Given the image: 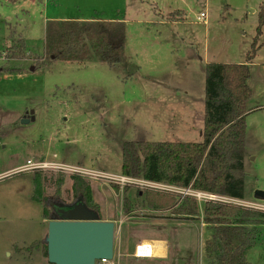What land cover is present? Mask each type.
<instances>
[{"label":"rangeland","instance_id":"rangeland-1","mask_svg":"<svg viewBox=\"0 0 264 264\" xmlns=\"http://www.w3.org/2000/svg\"><path fill=\"white\" fill-rule=\"evenodd\" d=\"M263 4L0 0V264H49L42 251L49 222L42 217L44 205L52 213L53 203L59 213L61 206L75 203L72 174L17 168L32 158L120 175L125 142H200L205 65L245 63ZM201 13L204 22L197 20ZM62 18L123 22L121 63L110 67L45 58L46 22ZM11 32L25 41L22 60L5 59ZM257 41L262 47L249 63L247 108L262 107L246 117L244 200L262 206L264 213V201L255 199L256 192H264V26ZM31 117L34 121L21 123ZM79 177L90 186L101 220L116 222V264H168L135 257L140 237L159 236L168 238L170 256L178 257L174 264H208L204 244L212 228L203 223L204 202L198 203V216L181 218L144 207V193L154 189ZM124 198L131 205L128 213ZM243 223L254 234L248 263L264 264V218ZM34 243L37 247L30 248Z\"/></svg>","mask_w":264,"mask_h":264},{"label":"trees","instance_id":"trees-1","mask_svg":"<svg viewBox=\"0 0 264 264\" xmlns=\"http://www.w3.org/2000/svg\"><path fill=\"white\" fill-rule=\"evenodd\" d=\"M264 26V4L258 12L256 36L244 64L207 63L203 95L201 141L150 142L128 141L122 145L121 175L147 182L162 183L230 199L244 200V157L247 104L252 98L248 85L249 63L262 45L257 46ZM10 33L5 59H24L25 41ZM14 34V35H13ZM18 36L17 38H13ZM125 50V26L121 21L65 20L47 21L44 56L51 60L84 63L97 61L110 67L121 63ZM3 70H0L2 72ZM11 72H14L11 71ZM75 202L101 220L99 207L93 203L91 188L77 175L72 176ZM37 182V180H33ZM118 190L116 189V192ZM144 207L150 211H167L183 218L199 214L195 199L185 197L176 205L173 196L157 192L144 193ZM43 208V219L60 217ZM65 206V205H64ZM123 199V209L130 210ZM56 217H53V216ZM203 223L212 229L204 244L208 264H249L246 255L254 243V234L243 219L264 218V213L232 204L206 201L202 206ZM37 247L33 244L30 248ZM46 255V243L43 242ZM47 256V255H46Z\"/></svg>","mask_w":264,"mask_h":264},{"label":"water","instance_id":"water-1","mask_svg":"<svg viewBox=\"0 0 264 264\" xmlns=\"http://www.w3.org/2000/svg\"><path fill=\"white\" fill-rule=\"evenodd\" d=\"M34 118L22 120L28 124ZM255 199L264 201V192H256ZM60 217L47 224L45 237L49 264H96L110 261L114 256V222L100 221L80 202L61 206Z\"/></svg>","mask_w":264,"mask_h":264},{"label":"built area","instance_id":"built-area-1","mask_svg":"<svg viewBox=\"0 0 264 264\" xmlns=\"http://www.w3.org/2000/svg\"><path fill=\"white\" fill-rule=\"evenodd\" d=\"M206 19V14L201 13L197 20L200 22H204ZM55 158V156H54ZM46 169H51L57 172H65L72 175L77 176H87L90 178H94V180H100V181H106L109 183H112L114 185L125 187V186H140V188H148V189H154L155 192L158 193H165V194H172L178 201H182L185 197H191L195 199L197 203H202L206 201H217L224 204H232L235 206L247 208V209H253L260 211L262 206L254 203H249L246 201H240L236 199H230L227 197L222 196H215L199 191H193L185 188H180L172 185L162 184V183H153V182H147L143 181L141 179H134L130 177H125L123 175H115V174H106L102 172H95L92 170H88L85 168H79L74 167L70 165H66L61 162L57 161H44L42 159L40 160H34V159H28L26 160L25 164L19 168L16 169L15 172H39ZM262 210V209H261ZM152 253V246L150 244H144L141 243L135 247V257L139 259H145L151 257ZM96 264H116L115 258L113 256V259L110 261L107 260H100L97 261Z\"/></svg>","mask_w":264,"mask_h":264},{"label":"crops","instance_id":"crops-1","mask_svg":"<svg viewBox=\"0 0 264 264\" xmlns=\"http://www.w3.org/2000/svg\"><path fill=\"white\" fill-rule=\"evenodd\" d=\"M255 10L253 9V12H254ZM56 20H58V21H64L65 19H56ZM50 21H52V20H50ZM77 21H82V20H77ZM115 21V20H114ZM118 21V20H117ZM260 107H262V106H259V107H257V108H254V109H249L248 111H249V113L250 112H252V111H255V110H258V109H260ZM264 108V107H263ZM187 109H189L190 110V108L188 107ZM189 110H187V111H189ZM171 117H172V119L173 120H175L174 118H175V115L174 114H172L171 113ZM24 119H27V118H24ZM180 123H182V122H180ZM185 125V124H184ZM202 128H203V126H202ZM202 128L201 129H199L198 128V133H199V135L201 136L202 135ZM28 159H32V158H28ZM27 159V160H28ZM162 194H165V193H162ZM168 195H170V196H173L174 197V195H172V194H168ZM175 198V197H174ZM175 200H176V205L174 206V207H176V206H178L179 204H181V202L180 201H178L176 198H175ZM245 201V200H244ZM198 204V203H197ZM200 204V203H199ZM199 206H201V204L199 205ZM199 206H198V209H199ZM167 211H171V209H169V210H167ZM156 212H165V211H156ZM203 216V215H202ZM178 217V216H177ZM181 218H183V217H181ZM101 221H105V222H114L113 220H101ZM170 221V220H169ZM114 223H116V222H114ZM175 227V226H174ZM135 244L134 245H137L136 243L137 242H134ZM141 243H148V244H150L151 246H152V250L155 252V247L156 246H159V248H160V254L159 255H155V256H152V257H149V258H145V259H142V260H147V259H156V260H160V261H163V262H165V263H168V264H174V263H176V261H177V259H178V257L177 258H172V257H176V256H170V245H169V240H168V238H166V236L165 237H163V236H159V237H153V238H147V237H145V238H143V237H140V244ZM151 243H153V244H151ZM157 243V244H156ZM249 262V261H248Z\"/></svg>","mask_w":264,"mask_h":264},{"label":"bare ground","instance_id":"bare-ground-1","mask_svg":"<svg viewBox=\"0 0 264 264\" xmlns=\"http://www.w3.org/2000/svg\"><path fill=\"white\" fill-rule=\"evenodd\" d=\"M144 244H147V243H144ZM151 244H153V243H151ZM156 244H157V243H156ZM155 249H156L155 252L153 251L154 249L152 250L151 257L160 254V253H159V252H160V251H159V250H160L159 246H156Z\"/></svg>","mask_w":264,"mask_h":264}]
</instances>
